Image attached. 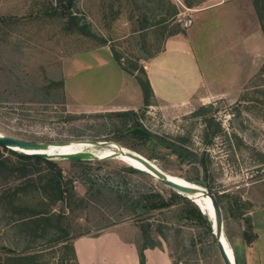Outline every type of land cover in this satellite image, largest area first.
Masks as SVG:
<instances>
[{"label":"rangeland","instance_id":"374dc122","mask_svg":"<svg viewBox=\"0 0 264 264\" xmlns=\"http://www.w3.org/2000/svg\"><path fill=\"white\" fill-rule=\"evenodd\" d=\"M211 2L76 0L73 13L86 35L78 28L69 29L55 14L56 0H0V134L52 144L69 142L63 144L67 145L66 154L88 152L100 156L119 153L121 147L144 158L158 171L207 187L221 202L223 231L233 259L235 256L237 264H246L240 247L243 220L253 208L264 204V55L249 72L245 68L243 86L235 96L214 97L185 107L152 102L139 119L151 138L120 133L116 129L120 122L114 118L111 124L104 116L107 109H115L112 102L125 100L128 89L121 82L120 66L109 50L113 48L123 57L122 64L133 61L139 66L161 51L172 30L184 29L169 14L190 19L195 10ZM260 4L259 15L264 23V1ZM187 6L193 8L187 11ZM102 38L110 42L105 48L100 45ZM102 60L105 62L100 63ZM205 68L216 70L213 65ZM98 103L106 105H93ZM84 140L110 144L99 147L81 142ZM164 143L192 157L180 156ZM5 156L18 163L15 156ZM113 157L88 163L53 160L73 187L70 203L54 207V211L64 212L61 226L69 237L97 235L113 224L127 228L125 234L130 235L139 224L149 223L156 248L166 252L171 264H223L205 232V223L187 216L191 206L186 199L207 217L196 193L191 198L131 166L124 158ZM201 160L206 170L197 163ZM43 172L34 175L36 182ZM14 179L9 180L10 187L24 181ZM3 187L4 175L0 173V252L5 248L14 255H34L33 264H75L67 249L55 240L61 234L51 232L43 237V225L27 229L6 225L13 210L2 200ZM142 195H159L169 206L134 218L128 210L132 202L143 201ZM37 200L38 196L27 194L23 204L31 206ZM33 236L43 238L31 244L37 248L24 251ZM262 240L255 243L249 264H264ZM137 244L142 245L141 236ZM4 259L1 254L0 264L5 263Z\"/></svg>","mask_w":264,"mask_h":264},{"label":"crops","instance_id":"0c3cea01","mask_svg":"<svg viewBox=\"0 0 264 264\" xmlns=\"http://www.w3.org/2000/svg\"><path fill=\"white\" fill-rule=\"evenodd\" d=\"M147 1L150 0H141ZM192 8L186 9L190 11ZM168 16L179 19L181 15L173 13ZM189 18L192 20L189 27L179 23L184 28L182 32L167 36L160 52L139 63L152 91L151 103L158 106L185 107L214 97L235 96L243 86L244 73L258 64L264 55V34L251 0H213L195 10ZM109 44L106 38L101 39L102 48ZM206 65L216 66V70L208 71ZM225 65H228V71ZM120 68L121 82L128 88L126 97L124 101L112 102L115 109L107 110L139 114L144 107L141 89L135 77ZM93 105L102 108L106 104ZM247 214H250L248 218L258 236L250 245L243 239L240 244L246 264H249L255 243H262L264 239V204ZM127 231L122 225H113L97 235L74 238L72 248L77 264H139L137 243L140 231L133 228L130 235L125 234ZM144 258L145 264H171L162 248L146 249ZM259 260H263L261 256Z\"/></svg>","mask_w":264,"mask_h":264},{"label":"trees","instance_id":"16d2710c","mask_svg":"<svg viewBox=\"0 0 264 264\" xmlns=\"http://www.w3.org/2000/svg\"><path fill=\"white\" fill-rule=\"evenodd\" d=\"M76 0H56V9L53 11L57 14L60 18L64 19L66 22L67 27L70 28H78L82 34L87 35V31L84 27H79L77 25L75 15L73 13V7ZM264 0H253V5L255 12L259 21L261 22V29L264 34V23L262 22V18L259 15L260 7ZM182 32V29L178 28L175 31H172L169 35L176 34ZM113 58L117 61L119 66L123 71L131 76H135V80L137 81L143 96V109L140 111V115L135 112H108L105 113V117L110 118L111 124L114 122L112 119H117L119 125L116 123V129L121 133L123 131L129 132L131 134H136L141 138H151V134L148 133L142 124L140 123L139 119L142 116L144 109L150 106L152 91L149 85V82L146 78L145 72L142 67H139L137 63L133 61H126V65L121 63L123 57L119 55L113 48L111 49ZM136 73V74H135ZM143 75V77H139L137 74ZM69 116H67L68 118ZM70 119H68L69 121ZM219 129L213 131L212 136H214ZM207 142V141H206ZM209 143V141L207 142ZM170 151L177 152L180 156L185 157H192V155L187 152L183 151V149L164 143ZM181 151L185 152L183 154ZM5 154L15 156L18 160V163H13L5 156ZM75 161V160H73ZM83 162V161H80ZM90 161H86L88 163ZM203 170H206V164L203 160L197 162ZM43 165L41 169L39 167ZM130 172H140L138 170L128 168ZM40 171L43 172V176L34 179L35 174H39ZM205 172V171H204ZM0 173L4 175V185L3 187V197L2 200L5 204L9 205L10 208L13 210L11 213L9 221L6 222V225L17 226L21 229H27V227H41L43 225L42 235H48L51 232H56L61 234V238L55 239L58 240V244H61V247L67 249V251L71 255L72 261L76 263L74 251L72 248V240L76 237H69L67 232L62 228V218L64 217V212H56L54 211V207L57 204H61L62 206L67 205L70 201L74 198L73 187L71 185V181L65 179L62 174V169L58 164L53 160L42 159L36 156H27L21 153L10 151L4 147L0 146ZM15 179H14V178ZM20 180L24 179L19 185L10 187L9 180L10 179ZM205 179V177H204ZM39 181H44L40 182ZM27 194H34L38 196V200L34 203V205L28 206L27 204H23V198ZM187 194V193H185ZM189 197L194 198V194H187ZM217 200L218 204L220 205V200L216 195H213ZM142 200H138L132 202L133 204L130 206L128 212L133 215L132 217L136 218L137 216H141L143 214H148L152 211H159L169 206V203L162 200L159 195H142ZM156 199V200H155ZM187 203L191 206L188 210L189 218L201 221L205 223L206 226V233L209 234L211 244L216 248V244L212 239V236L209 232L208 226L209 223L207 222V218L205 215L201 214L199 209L190 201L186 199ZM63 208V207H62ZM147 220V219H146ZM245 229L243 230V240L247 245L253 243L256 239L257 235H255L252 231V225L250 219L247 217L244 220ZM147 222V221H146ZM144 224V223H143ZM142 223L139 224V231L142 238V245L138 247V256H139V264H145L144 260V251L146 249H153L158 246L155 240L152 238V231L149 223ZM115 225V224H113ZM36 230V229H35ZM21 231V230H20ZM56 235V234H55ZM55 235H51L53 238ZM42 236H33L32 240L29 241L26 246L24 247V251L32 250L37 248L38 245L33 246L31 244H35L38 239L43 238ZM82 236V235H80ZM225 236V235H224ZM78 237V236H77ZM226 238V237H225ZM227 240V239H226ZM54 242V240H50V243ZM228 242V241H227ZM29 247H28V246ZM31 245V247H30ZM0 255L4 256V264H33L32 259L34 255H14L11 253L9 249H1Z\"/></svg>","mask_w":264,"mask_h":264},{"label":"water","instance_id":"95a60500","mask_svg":"<svg viewBox=\"0 0 264 264\" xmlns=\"http://www.w3.org/2000/svg\"><path fill=\"white\" fill-rule=\"evenodd\" d=\"M81 142L90 143L91 145H95V146H99V147H104V146L110 144L109 142H91V141H85V140L81 141ZM68 143L69 142L52 144V143H46V142H36V141L23 140V139H18V138H14V137L5 136V135L0 134V146L1 147H4L10 151L21 153V154L27 155V156H36V157H39L42 159H47V160H54V159L64 160V159H66V160H75V161H92V160H105V159H109V158H114L112 155L111 156L108 155L106 157H102L100 159H97V158L92 156V153H88V152L74 153V154L68 155V154H63V153L51 154V153H48V151H46L51 146H54V145L60 146L63 144H68ZM127 155L132 157V158H135L136 160L141 162L143 165H145L147 168L156 172V170L152 169L148 165V163L146 162V160L144 158L139 157V156L137 157L132 153H128ZM156 174L159 175L158 172H156ZM157 180L160 181L162 184H164V185L170 187L171 189L175 190V191H179V192H183V193H187V194H195V192H197L193 188L185 187V186L180 185L174 181H171L165 177H157ZM202 190L203 191H201L202 192L201 194H203L209 198L210 203H211V207L213 210L215 222L213 221L212 225L208 226V229H209V232L212 236L213 241L216 244V247H217V250L219 252L220 258L222 260V263L223 264H237L235 257L233 260H231L229 254L227 252L226 245L221 238L224 231H223V220H222L220 205L218 204L217 200L215 199V197L213 196V194L211 193V191L207 187H204ZM188 199L191 200L190 198H188ZM191 202L193 203L192 200H191ZM197 208L199 209L201 214L204 215V212L202 211V209H200L199 207H197ZM206 218H207V222H208L209 219H208V217H206ZM219 223H220V225H219Z\"/></svg>","mask_w":264,"mask_h":264},{"label":"bare ground","instance_id":"6f19581e","mask_svg":"<svg viewBox=\"0 0 264 264\" xmlns=\"http://www.w3.org/2000/svg\"><path fill=\"white\" fill-rule=\"evenodd\" d=\"M68 145V144H67ZM67 145H63V146H60V147H54V146H51L49 147L48 150V153H51V154H54V153H63V154H66L64 153L66 151V148H67ZM118 152L119 153H113V154H109V153H106V154H102V155H94L93 157L97 158V159H100L102 157H106L108 155H112V156H119L121 158H124L131 166L133 167H136L138 169H140L142 172L150 175L151 177L157 179V177H165L171 181H174L180 185H183L185 187H189V188H193L195 189L197 192H195L199 197H200V200H201V203H202V206H203V209L205 211V214L207 215L209 221L211 222V225L214 221V215H213V210H212V207H211V203H210V200L207 196L201 194L203 191V187H201L198 183H195V182H192V181H188V180H184V179H181V178H178L176 176H172V175H169L167 173H164V172H161V171H158L156 170L151 164L148 163V165L156 170V172H158L159 175L156 174L155 171L147 168L145 165H143L141 162H139L138 160H136L135 158H132L130 156H128L127 154L128 153H131L130 151L126 150V149H123L121 147H119L118 149ZM69 153V152H67ZM68 155H71L70 153ZM215 222V221H214ZM220 225V223H219ZM223 242L225 243L226 245V248H227V252L231 258V260H233V256H232V252L230 250V247L228 245V242L224 236V233L223 235L221 236Z\"/></svg>","mask_w":264,"mask_h":264},{"label":"built area","instance_id":"2783aa9c","mask_svg":"<svg viewBox=\"0 0 264 264\" xmlns=\"http://www.w3.org/2000/svg\"><path fill=\"white\" fill-rule=\"evenodd\" d=\"M177 22L180 23L183 27H189L192 23V20L191 19H185V20L177 19Z\"/></svg>","mask_w":264,"mask_h":264}]
</instances>
